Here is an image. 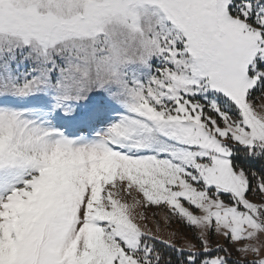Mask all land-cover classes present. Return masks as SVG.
I'll list each match as a JSON object with an SVG mask.
<instances>
[{"label":"snow or ice","instance_id":"6c2138e0","mask_svg":"<svg viewBox=\"0 0 264 264\" xmlns=\"http://www.w3.org/2000/svg\"><path fill=\"white\" fill-rule=\"evenodd\" d=\"M0 264H264V0H0Z\"/></svg>","mask_w":264,"mask_h":264},{"label":"rangeland","instance_id":"374dc122","mask_svg":"<svg viewBox=\"0 0 264 264\" xmlns=\"http://www.w3.org/2000/svg\"><path fill=\"white\" fill-rule=\"evenodd\" d=\"M138 211H145L146 214L151 218L152 216V213L153 212H157V211H162V210H157V209H154V208H148V209H138ZM150 226H153L151 223H150ZM161 226L163 227V221H161ZM178 227V225H173V228H176Z\"/></svg>","mask_w":264,"mask_h":264}]
</instances>
